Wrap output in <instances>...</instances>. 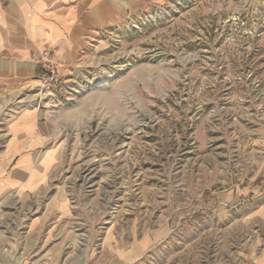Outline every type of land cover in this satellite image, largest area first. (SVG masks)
Wrapping results in <instances>:
<instances>
[{
	"label": "rangeland",
	"instance_id": "rangeland-1",
	"mask_svg": "<svg viewBox=\"0 0 264 264\" xmlns=\"http://www.w3.org/2000/svg\"><path fill=\"white\" fill-rule=\"evenodd\" d=\"M90 40L51 49L54 90L0 84V160L27 111L58 152L42 197L0 196V264L264 259V0H169Z\"/></svg>",
	"mask_w": 264,
	"mask_h": 264
},
{
	"label": "crops",
	"instance_id": "crops-1",
	"mask_svg": "<svg viewBox=\"0 0 264 264\" xmlns=\"http://www.w3.org/2000/svg\"><path fill=\"white\" fill-rule=\"evenodd\" d=\"M168 1L0 0V84L40 77L36 60L51 49L71 63L100 31L118 25L124 16ZM35 112L19 115L10 127L8 150L0 160L2 197L11 193L42 197L47 192L58 152L42 134ZM259 260L252 257L250 262L264 264L263 258Z\"/></svg>",
	"mask_w": 264,
	"mask_h": 264
},
{
	"label": "built area",
	"instance_id": "built-area-1",
	"mask_svg": "<svg viewBox=\"0 0 264 264\" xmlns=\"http://www.w3.org/2000/svg\"><path fill=\"white\" fill-rule=\"evenodd\" d=\"M40 68L46 69L47 75L42 79V86L46 89H56L62 84L61 65L58 62L56 51L49 50L42 53L36 60Z\"/></svg>",
	"mask_w": 264,
	"mask_h": 264
}]
</instances>
